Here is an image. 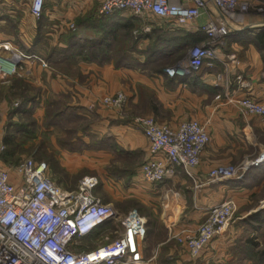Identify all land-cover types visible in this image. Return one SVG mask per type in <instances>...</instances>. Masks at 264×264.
Returning a JSON list of instances; mask_svg holds the SVG:
<instances>
[{"label": "crops", "instance_id": "1", "mask_svg": "<svg viewBox=\"0 0 264 264\" xmlns=\"http://www.w3.org/2000/svg\"><path fill=\"white\" fill-rule=\"evenodd\" d=\"M100 4L101 0H45L44 14L37 20L30 12L31 0H0V44H10L27 63L25 74L0 83V89L12 92L22 81L37 91L26 108L35 109L41 131L47 134L41 161L49 165L51 179L69 192L77 191L87 178L97 181L94 194L118 213L100 234L131 212L145 219L142 250L147 264H264L255 258L261 244L254 239L264 232V168H252L243 178L228 181L208 175L212 167L245 162L252 150L258 152V130L264 128L260 119L240 115L226 96L236 91V85L229 87L227 82L243 77L251 82L250 95L264 102V15H249L246 29L226 39L220 54L225 65L217 62L189 77L173 78L167 69L183 58L156 64L161 61L155 56L154 66L145 68V54L133 53L141 66L124 63L130 51L129 26H117L122 31L114 34L116 51H99L96 46L109 42L113 33L110 22L129 17H100ZM69 22L76 31L69 29ZM142 26L136 24L132 34ZM159 30L186 37L185 56L203 40L200 33L162 24L144 35ZM150 42L146 37L138 40L137 52ZM82 44L95 47L82 52L77 49ZM118 92L129 96L124 112L100 104L103 97ZM6 98L0 93V108L13 99ZM141 117L173 129L189 120L206 127L210 142L191 171L194 178L179 169L161 184L144 182L140 169L149 157V143L135 125ZM227 199L237 206L231 224L199 258H190L173 234L195 232L208 208ZM151 214L159 217L155 228L149 226Z\"/></svg>", "mask_w": 264, "mask_h": 264}, {"label": "built area", "instance_id": "2", "mask_svg": "<svg viewBox=\"0 0 264 264\" xmlns=\"http://www.w3.org/2000/svg\"><path fill=\"white\" fill-rule=\"evenodd\" d=\"M101 0L99 16L126 13L142 22L135 30L139 37L153 30L161 21L170 30L200 33L204 39L188 50L186 56L167 69L170 77H189L205 65H225L220 54L226 39L246 29L249 15H264V0ZM45 0H31V15L39 20ZM205 18L203 23H198ZM76 31L73 23H67ZM201 24V25H197ZM27 71L23 56L10 44H0V83L20 77ZM221 79V76H218ZM236 85L234 94L226 96L243 117H256L264 127V102L251 95V82L243 77L227 82ZM129 102L124 92L105 96L100 104L122 113ZM20 104L15 103L14 107ZM93 106L89 110H93ZM135 125L149 143V157L141 166L147 184L158 185L173 178L179 169L194 178L192 169L200 163L210 142L206 127L198 121H186L176 129L141 117ZM5 147L0 148V153ZM264 166V151L245 165H218L210 168L212 180L241 179L252 168ZM49 165L33 157L16 165L0 160V264H147L142 245L146 238V220L136 212L128 214L120 230H108L118 218L115 209L103 203L93 189L94 179H85L77 191H65L50 177ZM236 203L227 199L212 204L195 232L181 230L172 238L192 259L199 258L231 224ZM93 239L92 244L87 240ZM112 238V239H111Z\"/></svg>", "mask_w": 264, "mask_h": 264}, {"label": "trees", "instance_id": "3", "mask_svg": "<svg viewBox=\"0 0 264 264\" xmlns=\"http://www.w3.org/2000/svg\"><path fill=\"white\" fill-rule=\"evenodd\" d=\"M135 21L136 19L133 17H127L124 19H118L116 21H112L110 22L111 24H114V28L112 29L111 32V38H109V42H105L104 44H100L96 47L99 48V51L102 49L103 52H108L110 51V49L116 51L117 49L115 48V45L113 44V40L114 39V34L116 35L117 33L122 31V28H118L117 26H124L123 28L129 26L130 29V33H129V41H130V51H129V55H128V59L126 60V64L130 65V66H141V64L139 63V61L137 60L136 57H134L133 53H137V54H145L146 56V63L144 65V67L146 68L147 66H151L153 67V63L154 60L153 58L156 56H158V59L161 61L159 63L156 64H160V63H165V62H169V60H171L172 57L179 59L181 56H183L186 53V47H187V40L186 37L185 39H182L181 37L177 36V34H172V33H167L164 32L163 30H159V31H154L158 33L157 36H153V34L151 35H142L140 37H136L135 35L132 34V29L135 27ZM264 33V32H263ZM148 38L150 39V44L143 50V51H138L136 49V45L138 43V40H140L141 38ZM204 39V35L202 36ZM93 45H88V44H82L77 46V49L81 50L82 52H91L93 49ZM100 53V52H99ZM155 64V65H156ZM153 65V66H152ZM28 98H26L25 102H23V106L24 109H28L26 108V106L28 105V103H33L31 100L32 96H27ZM31 110V112L29 111ZM32 110L33 107H30L28 110H23L25 111L21 117H25L27 120L32 121L33 123L28 125V124H12L11 127L8 130L7 136L5 138V150L1 153V160L4 164H9V165H16L18 163H12L11 159L12 156H14V150H13V145H14V141H16V139H30V136L33 134V126H35V118L32 115ZM12 115H17L16 113L12 114ZM24 115V116H23ZM58 121V118H55V120L53 121V124H56ZM43 133V132H42ZM44 138L47 137V134L43 133ZM23 137V138H21ZM12 148V149H11ZM11 158V159H10ZM91 244V243H90ZM252 246H256L255 244H251ZM255 258H257L258 260H263L264 261V251L259 250L255 253Z\"/></svg>", "mask_w": 264, "mask_h": 264}, {"label": "rangeland", "instance_id": "4", "mask_svg": "<svg viewBox=\"0 0 264 264\" xmlns=\"http://www.w3.org/2000/svg\"><path fill=\"white\" fill-rule=\"evenodd\" d=\"M128 15V14H127ZM129 16V15H128ZM135 24H143L142 22L136 20ZM155 24H166V23H162L161 21H156ZM135 55H137L135 53ZM185 54L183 56H181L180 58H184ZM149 67V66H147ZM35 87V86H34ZM3 88V86H2ZM0 93L5 94L8 96L7 101L9 100V96H11L13 99L10 100V102H7V108H0V148L1 147H5V138L7 136L8 130L11 127L12 124H32L33 122L30 120H27L25 117H21L22 114L25 112L23 110H28V109H24L23 106V102H25L26 98H28L27 96H33L34 94L37 93V91H35V89L33 88V85L28 84L26 85L25 83H23L22 81H18L17 82V88H15L14 90H12V92L8 91V89H0ZM18 103L20 104L18 107H14V104ZM31 112V110H29ZM35 109L32 110V115L35 118V126H33V134L30 136V139H25L23 137V139H16V141H14V145H13V150H14V156H12L11 162L12 163H20L22 160L29 158V157H33L38 161H41L43 158V154H45L46 151V144H47V138L43 136V133L41 131V122L39 121V119L35 116ZM16 113L17 115H12ZM24 116V115H23ZM258 143H259V149L258 152L256 154L253 153V150L251 152L252 156L248 159L245 160V162H235V163H228L225 165H235V166H243L249 162H253L255 161L259 155L264 151V128L258 130ZM11 148V149H12ZM1 157V156H0ZM1 160V158H0ZM2 161V160H1ZM3 163V162H2ZM5 163V162H4ZM7 164V163H6ZM260 168H264L260 167ZM264 192V191H263ZM264 197V194H262L261 198ZM159 213V210H157ZM159 218L158 215H150L148 217V221H149V226L150 228H155L156 223L159 222ZM120 224L118 223L117 225H114L112 231H116V230H120ZM109 229V230H111ZM108 231V230H107ZM264 234V232L260 235V237L254 238V239H258L260 240L258 243L256 244H261L259 247L260 250L264 251V236H262ZM112 239V238H111ZM93 239L87 240V242L90 244H92Z\"/></svg>", "mask_w": 264, "mask_h": 264}]
</instances>
